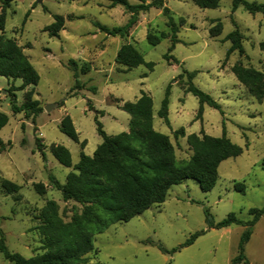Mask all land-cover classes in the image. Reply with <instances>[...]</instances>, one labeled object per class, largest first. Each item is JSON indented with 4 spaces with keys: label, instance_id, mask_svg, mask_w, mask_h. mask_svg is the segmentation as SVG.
Wrapping results in <instances>:
<instances>
[{
    "label": "rangeland",
    "instance_id": "1",
    "mask_svg": "<svg viewBox=\"0 0 264 264\" xmlns=\"http://www.w3.org/2000/svg\"><path fill=\"white\" fill-rule=\"evenodd\" d=\"M162 1L179 29L178 42L171 52V28L162 7L141 12L137 25L121 38L96 27L97 23L110 28L124 26L131 18L122 5L113 7L109 0H13L0 36L16 39L39 73L33 98L43 111L36 122L32 114H14L9 92L18 88L13 94L21 105L33 88L20 89L22 80L0 76V111L9 117L0 131L4 142V150H0V228L11 252L26 259L44 252L38 217L48 201L57 202L66 223L82 213L81 204L63 200L54 180L65 184L82 152L92 156L103 142L96 118L108 135L129 131L131 117L122 105L136 102L145 93L153 99L155 130L169 136L179 161L189 160L193 154L187 143L191 134H225L242 147L243 153L220 164L211 191L204 192L197 180L188 179L173 186L164 203L96 235V249L89 255L88 264H232L239 255L242 235L254 219L251 210L264 208V99L259 102L251 96L231 69L242 63L264 74V16L251 14L243 5L233 11L234 0H220L215 9L200 8L193 0ZM245 1L264 4V0ZM56 15L65 18V28L59 37H52L45 29L54 23ZM218 21L222 33L212 37L210 30ZM235 30L243 35L245 54L236 50L226 60L232 46L227 37ZM162 33L168 37L155 46L149 43V34ZM124 44H132L146 63H155L153 70L146 64L129 69L117 63L116 55ZM166 55L172 60L168 61ZM70 60L78 64V82ZM188 73H195L192 83L220 104L223 112L204 105L202 117L197 118L200 103L186 91ZM169 87L167 124L158 111ZM48 105L53 107L49 111ZM67 115L80 142H87L84 149L60 130ZM181 128L185 136L176 137L174 132ZM37 137L42 150L37 147ZM52 145L69 149L72 167L55 158ZM4 179L20 185L19 193L8 194L1 185ZM38 183L46 186L45 194L34 189ZM207 211L215 224L231 214L242 224L211 228ZM252 230L244 246L245 259L236 264H264V215ZM202 232L192 245L184 246L192 235ZM0 264L13 263L0 252Z\"/></svg>",
    "mask_w": 264,
    "mask_h": 264
},
{
    "label": "trees",
    "instance_id": "2",
    "mask_svg": "<svg viewBox=\"0 0 264 264\" xmlns=\"http://www.w3.org/2000/svg\"><path fill=\"white\" fill-rule=\"evenodd\" d=\"M109 1L113 7L122 5L131 14V18L124 26L114 28L97 23L96 27L101 32L114 37H127L131 29L139 22L141 12H147L153 7H162L171 28L172 46L169 52L175 48L179 29L171 16V10L163 5L162 0L151 3L141 0L139 4H131L128 0ZM0 2V29L4 30L7 11L13 0H0ZM193 2L200 8L215 9L220 5V0H193ZM241 5L253 15L261 13L264 16V4L234 0L233 11ZM65 22L63 16L56 15L54 23L47 26L45 31H48L52 37H59L60 32L65 28ZM222 30V23L218 21V25L211 28L210 34L212 37L220 36ZM167 37L166 33L159 36L149 34L147 39L151 45L155 46ZM227 39L231 40L232 46L226 60L236 50L241 55L245 54L242 44L243 35L239 30L232 32ZM261 46L264 48V42ZM165 57L168 61L172 60L170 55ZM116 62L129 69L146 64L153 70L155 66L153 62L146 63L144 57L132 44H124L120 48L116 55ZM69 64L73 67L74 77L78 82V64L75 60H70ZM231 70L238 82L248 89L251 96L262 102L264 99L263 72L245 67L242 63L235 64ZM194 75L195 73L187 74L189 83L186 91L199 100L197 118L202 117L204 105L222 111L220 104L192 83ZM0 76L22 80L20 89L33 88L27 91L25 102L21 105L13 94V91L18 88L13 87L9 96L14 114L24 113L27 116L32 114L36 122V117L43 111L40 102L33 98L34 88L40 81V75L17 40L4 35L0 36ZM78 87L79 85H76V88ZM169 94L170 87L158 111V116L167 124H170ZM153 107L152 97L145 93L134 103H124L122 109L131 117L130 127L129 131L117 135H108L102 123L96 118L98 133L102 136L103 142L92 156L82 152L79 162L74 166V171L68 174L65 184L57 180L53 182L54 186L62 192L64 201L73 200L83 206L82 213L76 214L70 222L66 223L59 215L57 202L48 201L38 217L41 220L38 230L44 237V252L30 259L9 250L5 234L0 228V252L6 260L13 264H88L89 255L96 249L94 245L96 235L104 233L111 225L130 221L155 204L164 203L169 190L188 179L197 180L204 192L211 191L217 183L220 164L243 153L242 147L233 143L225 134L222 137L191 134L187 137V143L193 154L189 160L179 161L169 136L155 130ZM8 122V115L0 111V131ZM60 130L84 149L87 142H80L79 133L69 115L62 119ZM174 134L176 137L185 136L184 128L175 131ZM39 140L40 138L37 137V147L42 150ZM0 150H4V142L1 138ZM51 152L62 165L72 167V156L68 148L63 145H52ZM1 185L8 194H17L21 190L20 185L7 179H4ZM34 189L40 195L46 193V186L43 183L35 184ZM206 213L207 222L211 228L220 229L232 224H242L234 214L215 224L210 212ZM251 214L254 215V219L242 235L239 244L240 253L233 259L232 264L245 259L244 246L251 238L253 225L264 215V208L252 209ZM202 234L203 232L192 235L184 246L192 245ZM162 250L167 252L163 248Z\"/></svg>",
    "mask_w": 264,
    "mask_h": 264
},
{
    "label": "water",
    "instance_id": "3",
    "mask_svg": "<svg viewBox=\"0 0 264 264\" xmlns=\"http://www.w3.org/2000/svg\"><path fill=\"white\" fill-rule=\"evenodd\" d=\"M40 2H42V0H40ZM53 107H51L50 105H48L47 107H46V110L47 111H49L50 109H52Z\"/></svg>",
    "mask_w": 264,
    "mask_h": 264
},
{
    "label": "crops",
    "instance_id": "4",
    "mask_svg": "<svg viewBox=\"0 0 264 264\" xmlns=\"http://www.w3.org/2000/svg\"><path fill=\"white\" fill-rule=\"evenodd\" d=\"M258 14V13H257Z\"/></svg>",
    "mask_w": 264,
    "mask_h": 264
}]
</instances>
